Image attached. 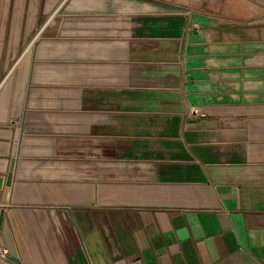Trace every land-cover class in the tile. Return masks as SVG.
Here are the masks:
<instances>
[{"label": "crops", "instance_id": "crops-1", "mask_svg": "<svg viewBox=\"0 0 264 264\" xmlns=\"http://www.w3.org/2000/svg\"><path fill=\"white\" fill-rule=\"evenodd\" d=\"M204 16L0 0L15 263L264 264V23L238 35Z\"/></svg>", "mask_w": 264, "mask_h": 264}, {"label": "rangeland", "instance_id": "rangeland-1", "mask_svg": "<svg viewBox=\"0 0 264 264\" xmlns=\"http://www.w3.org/2000/svg\"><path fill=\"white\" fill-rule=\"evenodd\" d=\"M170 5L181 8L191 17L194 13H203L213 25L238 35H256L259 23H264V0H170Z\"/></svg>", "mask_w": 264, "mask_h": 264}, {"label": "built area", "instance_id": "built-area-1", "mask_svg": "<svg viewBox=\"0 0 264 264\" xmlns=\"http://www.w3.org/2000/svg\"><path fill=\"white\" fill-rule=\"evenodd\" d=\"M189 116L190 117H199V118H205L207 116V114L203 111H201L200 109L197 108H191L189 111ZM7 209L6 205H3V203H0V216H1V212L2 210ZM0 261L7 263V264H17L15 263L9 254V251L4 248L3 246H1L0 244Z\"/></svg>", "mask_w": 264, "mask_h": 264}, {"label": "water", "instance_id": "water-1", "mask_svg": "<svg viewBox=\"0 0 264 264\" xmlns=\"http://www.w3.org/2000/svg\"><path fill=\"white\" fill-rule=\"evenodd\" d=\"M14 166H15V160L12 162L11 170L8 173V175L0 176V203L2 202V195H3L2 190L4 189V186H8V187L12 186L13 178H14ZM4 213H5L4 210H2L1 216H0V233H1V228L3 224ZM0 264H7V263L0 261Z\"/></svg>", "mask_w": 264, "mask_h": 264}]
</instances>
